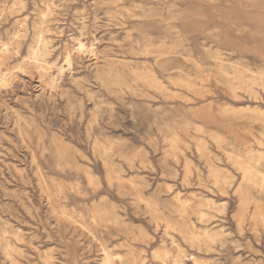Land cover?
I'll list each match as a JSON object with an SVG mask.
<instances>
[{
	"label": "rangeland",
	"instance_id": "374dc122",
	"mask_svg": "<svg viewBox=\"0 0 264 264\" xmlns=\"http://www.w3.org/2000/svg\"><path fill=\"white\" fill-rule=\"evenodd\" d=\"M0 264H264V0H0Z\"/></svg>",
	"mask_w": 264,
	"mask_h": 264
},
{
	"label": "bare ground",
	"instance_id": "6f19581e",
	"mask_svg": "<svg viewBox=\"0 0 264 264\" xmlns=\"http://www.w3.org/2000/svg\"><path fill=\"white\" fill-rule=\"evenodd\" d=\"M47 14H48V13H47ZM47 14H46V15H47ZM48 15H49V14H48ZM17 35H18V34H17ZM7 38H8V37H7ZM11 45H12V44H11ZM47 49H48V48H47ZM23 67H24V65H23ZM37 67H38V66H37ZM7 76H8V75H7ZM142 200H143V199H142ZM91 214H92V213H91Z\"/></svg>",
	"mask_w": 264,
	"mask_h": 264
}]
</instances>
